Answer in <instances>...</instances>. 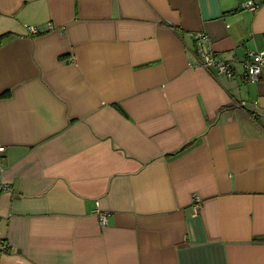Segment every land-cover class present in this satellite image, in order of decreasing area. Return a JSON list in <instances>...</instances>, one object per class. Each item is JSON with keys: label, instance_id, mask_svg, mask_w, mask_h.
<instances>
[{"label": "crops", "instance_id": "1", "mask_svg": "<svg viewBox=\"0 0 264 264\" xmlns=\"http://www.w3.org/2000/svg\"><path fill=\"white\" fill-rule=\"evenodd\" d=\"M248 1L0 0V264H264Z\"/></svg>", "mask_w": 264, "mask_h": 264}, {"label": "built area", "instance_id": "2", "mask_svg": "<svg viewBox=\"0 0 264 264\" xmlns=\"http://www.w3.org/2000/svg\"><path fill=\"white\" fill-rule=\"evenodd\" d=\"M245 7L249 8L250 10H257L259 7V4L255 3L254 1L250 0L245 3ZM32 31H36L35 28H31ZM194 38L198 42H204V40L208 43L207 45H200L198 47V55H199V61L198 65L202 66L203 68L210 69L212 67L216 68L219 74H225L228 78H233L237 71V60H224L221 58H218L211 46V38L209 35L204 31H198L193 34ZM243 66V77L244 79L249 83H255L257 82L263 72L264 68V50L259 51H250L248 52V59L245 60L242 63ZM4 146H0V155L4 151ZM10 185L3 182L0 172V190H7L10 189ZM202 204V198L200 196L194 197V203L193 208L194 210L198 211ZM100 222L102 225H105L106 215L101 214L100 216ZM8 244L2 239L0 234V249L6 250L8 249Z\"/></svg>", "mask_w": 264, "mask_h": 264}, {"label": "trees", "instance_id": "3", "mask_svg": "<svg viewBox=\"0 0 264 264\" xmlns=\"http://www.w3.org/2000/svg\"><path fill=\"white\" fill-rule=\"evenodd\" d=\"M7 36V34H3V35H0V45H1V42H2V39ZM3 239V238H2Z\"/></svg>", "mask_w": 264, "mask_h": 264}]
</instances>
